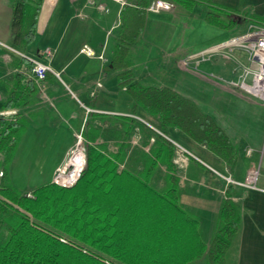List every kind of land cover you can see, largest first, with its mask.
<instances>
[{
  "label": "crops",
  "instance_id": "crops-1",
  "mask_svg": "<svg viewBox=\"0 0 264 264\" xmlns=\"http://www.w3.org/2000/svg\"><path fill=\"white\" fill-rule=\"evenodd\" d=\"M17 1L0 0V115L17 117L22 126L8 164L11 183L19 189L18 167L35 169L31 176L22 173V187L26 186L22 191L50 181L78 135L95 136L93 143H102L111 152L125 139V151L139 155L155 143V133L191 155L176 166L178 204L196 217L202 241L209 243L221 203L228 197L239 208L238 230L229 249L231 264H264V101L235 84L241 68L249 63L246 54L241 59L231 56L232 48L236 54L241 52L237 47L223 46L228 40L226 28L205 21L206 8L196 6L201 3L191 9L173 2L168 10L146 9L142 31L129 46L128 56L135 81L170 88L212 118L236 150L231 165L176 128L163 131L158 119L141 108L131 111L132 100L111 65L122 6L119 1L96 0L104 5L103 11L87 0H42L34 36L24 46L14 43L10 31L11 9ZM211 1L264 14V0ZM195 21L215 28L207 29L211 36L203 45L192 33ZM84 44L102 59L81 54ZM45 49L50 50L49 56ZM204 51H208L205 57L194 56ZM151 54L161 62L149 66L152 60L146 56ZM32 61L47 66L43 79L32 73ZM13 90H21V97L5 107ZM129 119L136 123L130 131ZM104 133L107 140L100 137ZM129 162L132 168L143 166L141 159ZM126 163L128 160L122 164ZM251 168L258 170L255 189L227 184L223 178L242 182ZM152 184L161 187L162 176L152 178ZM197 262L205 264V258L193 263Z\"/></svg>",
  "mask_w": 264,
  "mask_h": 264
},
{
  "label": "trees",
  "instance_id": "trees-1",
  "mask_svg": "<svg viewBox=\"0 0 264 264\" xmlns=\"http://www.w3.org/2000/svg\"><path fill=\"white\" fill-rule=\"evenodd\" d=\"M150 1L125 0L111 55L118 83L132 100L131 111L141 108L158 119L163 131L176 128L233 164L236 150L209 115L170 88L135 81L128 48L142 31ZM167 1L185 9L205 3L203 19L226 29L236 22L234 15L226 17L228 12L264 24V14L211 0ZM41 3L19 0L13 4L10 31L16 45L32 40ZM20 92L10 91L5 107L19 99ZM129 122L130 131L136 123ZM21 129L17 117L0 115V264H192L202 257L205 264H231L229 249L238 230L239 208L225 197L215 231L204 243L196 217L178 204L174 146L169 140L152 134L155 143L133 157L143 162L136 169L129 161L122 164L125 139L111 152L88 135L84 137L85 166L73 185L62 187L50 180L20 191L11 183L7 167ZM157 173L164 180L161 187L152 184Z\"/></svg>",
  "mask_w": 264,
  "mask_h": 264
},
{
  "label": "built area",
  "instance_id": "built-area-1",
  "mask_svg": "<svg viewBox=\"0 0 264 264\" xmlns=\"http://www.w3.org/2000/svg\"><path fill=\"white\" fill-rule=\"evenodd\" d=\"M121 5L125 0H117ZM87 3L94 6L98 10H106L104 5L96 2V0H87ZM173 7V3L166 0H152L147 10L158 11L160 9L168 10ZM223 46L240 48L245 54L249 65H244L241 68L240 80L235 83L238 88L250 93L254 97L264 101V24L261 26H250L243 34L228 39ZM211 50V49H210ZM209 50V51H210ZM45 54L50 55V50L45 49ZM79 52L87 57L96 56L102 59V55H96L91 47L84 44L80 47ZM208 51H204L194 55L195 57L203 56ZM193 57V56H192ZM48 70L47 66L39 61H32L31 71L36 79H43ZM247 78L249 81H247ZM79 137V136H78ZM178 149L172 158L174 164H179L188 160L191 156L183 147L175 144ZM68 158L53 173L52 182L62 187L73 185L80 172L84 167V154L82 148H72L68 152ZM1 174V173H0ZM258 175L257 168L249 169L242 182H236L229 176H223L227 184H233L244 188L255 189L256 178Z\"/></svg>",
  "mask_w": 264,
  "mask_h": 264
},
{
  "label": "rangeland",
  "instance_id": "rangeland-1",
  "mask_svg": "<svg viewBox=\"0 0 264 264\" xmlns=\"http://www.w3.org/2000/svg\"><path fill=\"white\" fill-rule=\"evenodd\" d=\"M167 1V0H166ZM152 2V0L150 1V3ZM150 3H149V5H150ZM148 5V6H149ZM201 6V7H203V8H206V5H205V3H201V4H198V5H196V6ZM148 6H147V8H148ZM146 8V9H147ZM196 8H198V7H196ZM202 8V9H203ZM199 9H201V8H199ZM203 14V13H202ZM221 15H223V13H221ZM233 15H234V18H235V20H236V22H235V24H234V26H232V27H230V28H228V29H225V31H226V38L227 39H231V38H233V37H236V36H239V35H241V34H243L250 26H252V25H255V26H261V24H258V23H254V22H251L250 20H248L247 18H244V17H239V16H237V15H235L233 12H228L227 14H226V17H233ZM239 15V14H238ZM225 15H223V18H225L224 17ZM202 17H203V15H202ZM202 19V18H201ZM194 28H193V35H194V38L196 39V42L197 43H199V44H201V45H203V44H205V43H203V42H205V41H207L209 38H210V31L209 32H207V29H215V28H205V27H207V26H204V24L202 23V22H197V21H195L194 22V24L192 25ZM201 27L202 28H205L204 30L203 29H201ZM210 27V26H209ZM212 33V32H211ZM231 50V52H230V54H231V56H233V58H242V57H245V53L240 49V48H238V50H240L241 52H238L237 51V53L238 54H236V50L234 49V48H232V49H230ZM235 51V52H234ZM236 54V55H235ZM207 55V54H206ZM205 55V56H206ZM239 55V56H238ZM153 56L154 55H147L146 57H149L152 61L150 62V64H149V66H155V63L158 61V60H160V62H161V59H158V58H153ZM205 56H198V58L200 57V58H203V57H205ZM235 56V57H234ZM164 57V56H163ZM162 57V59L164 60V58H166V57H164L163 58ZM157 66H160V65H157ZM166 79H168L167 77H165ZM170 81H172V79H170ZM107 135L108 134H106V133H104V134H102L100 137L102 138V140H107ZM79 137H76V145L74 146V148H82V152H83V154H84V161H86V159H85V144H86V141H85V138L83 137V135L81 136V135H78ZM109 137V136H108ZM129 144V143H128ZM130 145H132V144H130ZM134 145V144H133ZM173 146H174V144H173ZM178 149L176 148V146H174V155H175V153H176V151H177ZM68 154V153H67ZM136 155V153L135 152H129V153H126V160H128V161H130L131 160V156H132V159H133V157ZM174 157V156H173ZM66 158H68V155H66V157H65V160H67ZM64 160V161H65ZM186 162V161H185ZM85 163V162H84ZM182 163H184V162H182ZM181 163H179V164H177V165H180ZM176 165V164H175ZM176 165V166H177ZM60 166V165H59ZM58 166V167H59ZM84 166H85V164H84ZM8 168V167H7ZM57 168V167H56ZM56 168L54 169V171H53V173L55 172V170H56ZM84 168V167H83ZM163 169V168H162ZM16 170H18V175H17V186H18V188L20 189V191H22L23 189H25L26 188V186L25 187H22V186H24L23 184H22V173L24 172L25 173V171H27L28 172V174H29V176H31L32 175V172L35 170V169H33V168H23V167H18ZM37 170V169H36ZM176 173H177V171H176ZM158 175H160V173H157L156 174V176L158 177ZM52 178H53V175H52V177H51V181H52ZM157 184V183H156ZM30 186H33V185H30ZM58 186H60V185H58ZM193 264H202V263H199V262H197V263H193Z\"/></svg>",
  "mask_w": 264,
  "mask_h": 264
}]
</instances>
